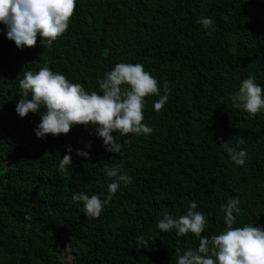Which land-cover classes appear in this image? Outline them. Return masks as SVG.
I'll list each match as a JSON object with an SVG mask.
<instances>
[{"label":"trees","instance_id":"1","mask_svg":"<svg viewBox=\"0 0 264 264\" xmlns=\"http://www.w3.org/2000/svg\"><path fill=\"white\" fill-rule=\"evenodd\" d=\"M201 17L214 25L205 29ZM6 33L0 24V264H177V250L199 241L157 222L186 214L193 201L207 217L205 235L225 229L221 206L233 197L241 209L234 227H264V112L252 118L228 99L250 75L264 88V0H76L68 30L51 46L38 36L33 48L17 49ZM117 63L142 64L161 95L165 81L171 89L159 113V97L145 98L151 135L113 133L118 154L83 126L37 139L39 114L15 112L26 71L47 65L99 92ZM241 136L247 157L237 166L220 138L235 146ZM68 146L65 175L59 162ZM120 164L132 183L121 184L98 219L87 217L73 194L105 199L104 169ZM139 236L148 245L137 251Z\"/></svg>","mask_w":264,"mask_h":264},{"label":"clouds","instance_id":"2","mask_svg":"<svg viewBox=\"0 0 264 264\" xmlns=\"http://www.w3.org/2000/svg\"><path fill=\"white\" fill-rule=\"evenodd\" d=\"M75 9L76 0H0V24L6 27L7 39L17 49L33 48L38 36L40 45L51 46L68 30ZM197 22L205 29L215 23L209 17H201ZM98 85L99 92H89L82 84L70 82L65 75L53 72L47 65L35 73L29 70L19 80L21 98L15 112L21 119L29 114H39L40 122L34 130L37 139L48 135H67L73 127L83 126L95 130L106 152L118 154L122 143L117 142L113 133H119L121 138L129 134L151 135L154 130L143 122L145 98L159 97L153 104L154 111L159 113L171 91L165 81L164 94L161 95L158 80L139 63H117L104 74ZM228 99L233 108L244 110L252 118L264 112V88L255 82L253 75L243 79L238 91ZM41 109L44 111L41 112ZM220 139V147L234 164L243 166L247 152L240 145L245 143L244 138L239 137L235 146L231 145L230 139ZM72 152L73 149L68 146L67 154L60 158V173L66 175L68 168L73 166ZM76 156L90 159L84 149L76 150ZM104 171L111 180L105 199L96 194L89 196L85 192L72 197L74 202L82 203L85 215L91 219L100 217L121 184L127 187L132 183V178L122 170V164L106 166ZM239 204V199L233 197L221 206L225 229L211 236L205 235L208 220L203 212L197 210L196 201L191 202L186 214L178 218L164 213L157 222L160 231L174 230L178 237L192 234L199 241L198 247L188 248L182 255L177 250V264H264V227L254 226L253 223L234 227L236 214L241 211ZM25 219L30 220L31 217L26 216ZM141 245H148L143 236L137 237V251Z\"/></svg>","mask_w":264,"mask_h":264}]
</instances>
